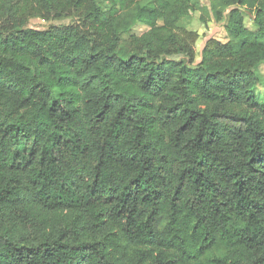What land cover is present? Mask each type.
<instances>
[{
	"label": "trees",
	"instance_id": "1",
	"mask_svg": "<svg viewBox=\"0 0 264 264\" xmlns=\"http://www.w3.org/2000/svg\"><path fill=\"white\" fill-rule=\"evenodd\" d=\"M195 9L0 0V264H264V0Z\"/></svg>",
	"mask_w": 264,
	"mask_h": 264
},
{
	"label": "rangeland",
	"instance_id": "2",
	"mask_svg": "<svg viewBox=\"0 0 264 264\" xmlns=\"http://www.w3.org/2000/svg\"><path fill=\"white\" fill-rule=\"evenodd\" d=\"M194 6L197 8L189 16L183 19L180 23L181 28L196 30L199 32V38L196 42V62L201 59V53L204 45L210 38L226 41L229 38V33L226 28L225 20H216L211 12L212 0H193ZM201 14L207 18L206 22L201 20ZM247 23L251 25L253 14L245 11ZM73 17L57 18L54 16L45 17L41 15H33L28 20V25L35 28H47L52 24L69 23L73 21ZM148 26L144 24H136L133 27V32L141 34L146 31ZM259 81L256 85V94L260 103L264 104V63L258 67Z\"/></svg>",
	"mask_w": 264,
	"mask_h": 264
}]
</instances>
